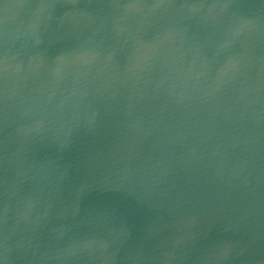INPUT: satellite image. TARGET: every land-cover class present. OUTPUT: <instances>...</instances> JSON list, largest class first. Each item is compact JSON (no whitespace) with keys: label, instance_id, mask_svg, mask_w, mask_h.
Here are the masks:
<instances>
[{"label":"water","instance_id":"obj_1","mask_svg":"<svg viewBox=\"0 0 264 264\" xmlns=\"http://www.w3.org/2000/svg\"><path fill=\"white\" fill-rule=\"evenodd\" d=\"M0 264H264V0H0Z\"/></svg>","mask_w":264,"mask_h":264}]
</instances>
